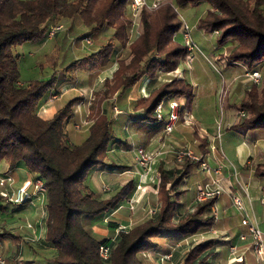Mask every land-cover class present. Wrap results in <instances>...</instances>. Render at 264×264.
Segmentation results:
<instances>
[{"label":"trees","instance_id":"1","mask_svg":"<svg viewBox=\"0 0 264 264\" xmlns=\"http://www.w3.org/2000/svg\"><path fill=\"white\" fill-rule=\"evenodd\" d=\"M130 2L0 0V163L6 162L9 170L23 166L44 182L46 219L40 245L49 253L43 255L41 264H145V254L154 253L158 238L166 240V250L173 259L176 250L169 251L178 242L191 238L201 228L215 226L212 207L216 198L194 201L188 208L183 205L187 179L199 163L189 157L178 161L177 151L170 155L168 166L164 161L158 165L153 185L158 196L156 202L152 201L155 213L143 216L125 231L116 232L119 223L109 216L129 205L139 177L105 194L93 186L91 179L96 173L122 171L123 166L111 158L115 145L121 144L124 150L135 147L114 135V97L127 93L147 75L150 91L133 101L132 109L136 115H143L155 137L165 135L164 123L157 122L154 112L159 102L167 107L169 101L176 100L182 117L194 99L193 86L185 77H170L187 55L184 43L177 39L185 24L174 5L167 2L153 12L142 8L138 16L140 32L132 35ZM176 3L179 7L207 4L209 8L197 29L213 38L214 54L224 49L227 66L242 67L245 74L260 72L259 83L250 78L245 86L237 104L239 118L232 127L264 130V0ZM60 34L55 54L45 53L43 61L37 63L41 68H51L50 76L22 82L19 54L14 49L28 42L44 46ZM86 39L91 41V50L83 49ZM111 68L113 71L92 90L89 100L80 95L51 118L39 114L48 97L60 93L63 86L86 82L72 74L76 70L84 73L83 80L92 83ZM85 100L87 136L75 142L70 129L78 123L76 108ZM253 170L256 177L264 178V157ZM102 222L110 230L107 237L93 231V226ZM104 244L110 245L107 259L99 253ZM217 245L215 239L193 243L185 251L182 264H211Z\"/></svg>","mask_w":264,"mask_h":264},{"label":"crops","instance_id":"2","mask_svg":"<svg viewBox=\"0 0 264 264\" xmlns=\"http://www.w3.org/2000/svg\"><path fill=\"white\" fill-rule=\"evenodd\" d=\"M85 48L86 47L83 46L84 50H88V48ZM201 52L203 54L202 57L195 56L191 63L186 61L183 62L172 73L178 74L179 77H185L192 84L195 98V94L198 92L197 88L201 82H203L204 85L207 86L206 88H208L203 89L204 93L207 92L208 94H211L212 92L214 80H212L204 71L206 69V64L216 70L218 69V66H220V89L227 88L226 90L228 91V97L226 98L225 104L227 109L224 116V121L226 123L225 130L233 131V134L239 137L241 141V145L237 147V153L241 162H243V171H239L238 169H234L233 171L228 165L224 164L223 167H221V163L225 160L223 154L220 153L221 151H218L219 148L217 147L214 151L212 150L214 147L212 145L214 137L208 133V128L199 121L200 119L192 115L191 109H189L182 117H179L172 133L164 135L163 137H155L154 132H152V129L150 128V124L142 119L143 115H136L132 110L133 101H135L139 96L140 98L147 96L150 91L149 78L147 75L142 76L136 85L127 93L118 95L114 98V106H118L122 111L119 116H114L112 118V120H114V125L119 127L121 139H124V141L130 139V146L132 147L140 145L148 152L159 151V154L154 158L148 176H146V178H149L146 180V183H156L158 165L162 161H164L166 165L168 164L171 155L169 153L186 147L194 154L201 156L206 162L210 159L214 161L212 168L218 169L219 174H214L212 177L218 179L220 185L224 188L223 193L216 198L212 207V213L215 216L214 227L201 228L196 231L191 238L178 242L175 248H170L171 250L169 252L176 250L173 259L170 260L163 259L164 255L170 254L166 250V240L158 238L156 239L157 247L155 248L154 253H148L149 255H152H150V258L147 256L146 260L149 264H182L181 256L187 250L190 244L189 241H192L194 238H198L205 233L208 234V238L206 239H215L218 241L215 254H213L210 258L211 264H232L234 261H241L243 264H264L251 250L252 239L247 235V227L244 225L242 226V223L239 225L240 221H237L238 226L235 227V223H233L235 222L234 219L232 217H226V212L229 211L231 207H235L231 199V195L234 194L241 198L244 210L245 208L250 209V212L245 211L244 214L248 215L250 218L252 217L253 221H251L250 224L256 226L257 228L262 227V229H264V205L261 203V189L264 187V178L256 177L253 170L255 164L264 157V130L256 129L246 131L233 129L232 127L239 118V116H235L232 108L235 107L234 105L238 104L241 96L243 95L245 86L251 79L245 75V69L241 70L242 67H230L227 66L223 60L217 61L218 58H216L217 55H214V52L213 55L215 57L213 55L212 57H209L202 48ZM112 71L113 68L103 71L98 76V83H100L102 79L109 75ZM231 76H235L236 78L241 77L240 79H242L240 80L242 84L239 82V88L234 92V95L232 90H229L231 88L228 85H225L226 80L230 79ZM164 77L165 76H161L162 79ZM98 83L95 86H97ZM137 85H139L140 89L138 91L139 94L136 95L134 94V91ZM60 91H62V89H60ZM57 96L58 95H56V97ZM48 102H50L49 99L46 103ZM57 110L58 109L54 106L52 108L46 106L43 112H50V114H52ZM76 112L79 118L78 121L85 120V115L88 113V104H79L76 108ZM77 136L78 133L75 132L72 135V139L76 140ZM83 139L80 138V140L76 142H81ZM155 149L157 150L155 151ZM127 153L131 154L132 164L128 163ZM110 154L111 158H113L117 165L123 166L122 171L115 169L117 171L115 173L102 171L96 174L99 175L100 173H106L104 176L108 175L107 177H112V175L118 174V177H122L118 178L121 183L113 186V189H117L122 186L127 181L126 175L129 173L132 174V177H139L138 174L140 172V168L135 164L133 148L130 150H124L121 144H117L113 147ZM132 165L134 169L131 170L130 167ZM198 168L204 176L202 179H197L191 194L188 193V189L186 187L187 191L183 200L185 203L183 205H185L186 208L190 207L195 201L197 185L208 181V176L202 171L200 165H198ZM6 172H9V174L13 177V183L8 187L9 191L19 187L26 178L32 175L23 166L9 170L6 162L0 163V176ZM124 179L126 180L123 183ZM245 186H247V193L244 191ZM135 197L140 199V201L137 200V204H135L136 207H134V211L131 212L130 207L132 208L134 205L132 204L131 206V203ZM157 199L158 196L155 192L149 191L148 189L146 190L145 187L144 191L135 190L134 195L129 202V207L125 206L120 208L118 211L110 215L109 219L113 222L119 223V225L130 226L138 219L148 215V209L155 208L152 205V201L156 202ZM256 203H259L260 206L256 205ZM244 215L242 214L243 217ZM30 218H32V221H27L29 224H33V229H29L27 226L24 227L21 221L16 224L17 221L15 220L10 221V226L6 225L8 223L0 224V252L5 257L7 264H41L38 260H40L43 255L49 253L48 250L40 245V241L43 239L45 230V204H41L40 208L36 212L32 213ZM93 231L96 234L105 237L110 234V230L105 222L93 226ZM242 234L246 235L245 240L240 239V235ZM230 246H236L235 253L230 252Z\"/></svg>","mask_w":264,"mask_h":264},{"label":"rangeland","instance_id":"3","mask_svg":"<svg viewBox=\"0 0 264 264\" xmlns=\"http://www.w3.org/2000/svg\"><path fill=\"white\" fill-rule=\"evenodd\" d=\"M154 2H159L160 4L158 5L157 8L155 9H149L146 8L145 9L149 12H153L155 10H157L162 4L167 3V2H171L172 5H174L176 12L178 13L179 18L184 22V24L187 25V27L190 29V33L191 36L194 40V42L197 45V49L194 51V55L195 56H201L202 57V52H201V48L204 49V52L209 56L212 57L213 55V50L215 48V43L213 38L205 33H202L200 31H198L197 29V25L199 20L203 17V15L206 13V11L208 10L209 6L205 3L196 5V6H185V7H179L177 6L176 0H147V3L149 5H151ZM130 6V5H129ZM144 8V7H143ZM142 9V8H141ZM140 9V10H141ZM139 12L136 15H133L132 13V19H133V31H132V35H137L140 32V21H139ZM130 11L133 12V10L131 9L130 6ZM57 28V27H56ZM54 28L51 29L49 35L51 36V32L53 31ZM62 34H60V36L57 38V40L53 41L51 39H49L48 43H46L47 45L44 46H39L37 43H24L22 45H18L14 50L15 53L19 54V70H20V80L22 82H27L30 80H34V79H46L47 77L50 76L51 74V68L49 67H43L41 68L40 65H38L37 63L40 61H43V55L46 53L48 54H55V50L57 48V44L61 43L60 39ZM178 40H180L181 42L184 43L183 41V32L179 33V36L177 38ZM56 42V44H55ZM91 42V41H90ZM91 44V43H90ZM90 44H85L84 46L86 47L85 49H89L90 48ZM88 46V47H87ZM91 50V49H89ZM223 52L221 55L220 53ZM214 55H217L216 58H218L217 61H222L224 62L225 58H226V52L223 49L222 51H218L215 52ZM213 55V56H214ZM215 57V56H214ZM221 68L220 66H218V69H214L211 66H209L208 64H206V69L204 70L206 72V74L209 75V77L214 80V85L212 87V92L211 94L203 91V89H208L206 88L207 86L204 85L203 82L200 83V85L197 88V94H195V98L193 99V102L191 104V113L193 116L198 117V119H200L199 121L205 125L208 128V133H210L211 136L214 137L213 141H212V145L214 146L212 148V150L214 151L217 148L218 151L220 153L223 154L224 157V162L221 163V167H223L224 165H228L233 171L234 169H238L239 171H243V162H241L240 157L238 155V149L237 147H239L241 145V141L239 139V137L235 136L233 134V131L231 130H225V121H224V116H225V111L227 109V107L225 106L226 104V98L228 97V91L224 88V89H220V71ZM74 76L77 75V79H80L81 81H86L83 82L81 85H77L75 83H70L69 85H65L63 86L62 91L60 93H58L57 97L52 99L50 95L48 97L49 101L48 103H45V105L43 104L42 107L40 108L39 114L44 117V118H50L54 115V113L50 114V112H43L44 108L46 106H49V108L51 107H56L57 109H59L62 105H64L66 102H68L70 99H73L76 96H85V99L87 98V100H89V98L91 97L92 94V90L94 89V87L96 88L100 83L98 80V76L96 78H94V80L91 81L90 80H83L82 77L84 76V73L79 72L78 70H76V72L72 73ZM178 76V74H170L171 76ZM247 75V74H245ZM235 76H231L230 79L226 80L225 85L229 86L232 90V93L234 95V92L236 90H238L239 88V82L241 77H235ZM98 83L97 86H95ZM140 83V82H139ZM241 83V82H240ZM242 84V83H241ZM74 88V89H72ZM139 85L136 86L135 89V93L134 94H139ZM115 98V97H114ZM87 100H85L83 103H87ZM115 103V99L112 100ZM54 102V103H52ZM235 107H233V113L235 114V116H239L238 113V109H237V105H234ZM42 109V111H41ZM113 110V114H112V118L114 116H119L120 112H122L119 107L114 106ZM133 110V109H132ZM82 121V120H81ZM87 121V120H86ZM80 122V121H78ZM88 125H84L82 127H80L79 129H76L75 127L72 128V130L70 129V134L73 135L75 132L78 133V136L76 138V141H79L80 138L83 139L84 137L87 136V128ZM114 135L116 136V138H120L121 139V134L119 131V127H117L116 125L113 124L112 126ZM129 144H131L130 139L126 140ZM216 143H215V142ZM136 146V145H135ZM221 147V148H220ZM157 149H155L156 151ZM161 151V149H160ZM154 152V151H153ZM151 152V153H153ZM172 154V153H169ZM127 159H128V163L130 164L132 162L131 159V154L127 153ZM209 164L210 167H212V165H214V161L212 159L208 160L207 162ZM132 164V163H131ZM130 169H134L133 165L130 167ZM151 170V169H150ZM104 174L106 173H100L95 174L92 176V182H93V186L96 188V190H100L103 194L107 192H111V190H113V186H115L116 184H120V179L118 178H122V177H118L117 175H112V177H107L108 175L104 176ZM149 174V173H148ZM125 176V175H124ZM126 179L129 180L130 178H132V174L129 173L126 175ZM148 176V175H147ZM203 174L201 172V170L196 167L193 170L192 175H190V177H188L187 179V183H186V187L188 189V193L191 194L193 191V186L195 185V183L197 182V179H202L203 178ZM35 175L32 174L31 176H29L28 178H34ZM26 178V179H28ZM123 181V183L125 182V180ZM149 178H143L142 181L144 182V187L145 189L149 190V191H154L153 189V185L154 183L148 182L146 183V180ZM122 180V179H121ZM11 184L6 183L5 186L0 187V195H4L5 190L8 189V187ZM148 186V187H147ZM241 199V198H240ZM140 201V199H137L136 197L133 199L132 204H134L132 206V208L130 207V211H134V207H136L135 204H137L136 202ZM46 204V200H45V195L40 194L38 196V198H33L32 200H30L29 202H27L26 204H24L23 206H19V205H15L12 204L10 202H8L6 200V198H0V224H6L7 226H10L11 224L10 221H17V223H20L19 221L22 222V225L25 227L27 226L29 229H33L34 226L33 224H29L28 221H32V218H30L31 214L36 212L39 208L41 204ZM256 205H259V203H256ZM260 206V205H259ZM260 208V207H259ZM245 211L250 212L249 208H243V210H238L236 207H231L229 209V211L226 212V217H232L234 219L235 222V227H237L238 222L240 221L241 225V219L243 218L242 214H245ZM244 217H246V219L248 220V222L250 223L251 221H253L252 217H248V215H244ZM28 220V221H27ZM27 221V222H26ZM33 223V222H32ZM243 226V225H242ZM233 227V226H232ZM261 233L264 235V229L258 228ZM209 233V232H208ZM201 235V234H200ZM34 237V235H33ZM206 238H208V234H202L201 236H199L198 238H194V240L189 241L195 243L198 242L200 240H205ZM190 243L189 247L192 245ZM2 254V253H1ZM3 255V254H2ZM146 258L148 256V258H150V255L152 254H145ZM185 255L184 254L181 256V260L183 259ZM146 258H144V263L145 264H149V262H147ZM167 260V259H164ZM40 262H42V259L38 260ZM236 262V261H234Z\"/></svg>","mask_w":264,"mask_h":264},{"label":"built area","instance_id":"4","mask_svg":"<svg viewBox=\"0 0 264 264\" xmlns=\"http://www.w3.org/2000/svg\"><path fill=\"white\" fill-rule=\"evenodd\" d=\"M160 3L154 2L151 5L147 3V0H131L130 6L133 10V15H136L139 10L143 7L149 9H155L158 7ZM59 29V27L55 28ZM52 34V32H51ZM183 41L184 45L187 48V55L185 57V61L191 63L194 60V51L197 49V45L194 42L190 29L185 24V28L183 31ZM86 43L90 44V40L86 39ZM248 77H250L254 82L259 83L261 79V74L258 71H253L247 73ZM52 99L56 98V95L51 96ZM116 109H114L115 111ZM117 111V110H116ZM119 112V111H117ZM155 117L157 122H163L164 128L163 131L165 135H169L173 132L178 120H179V112L180 105L176 100H171L168 102L167 107H165L164 102H159L155 107ZM88 125V121L82 120L78 123L74 124L76 129L80 127ZM135 164L140 168L139 172V183L136 186V191H144V182L143 178H146L148 173L150 172L151 165L154 161V158L159 154L158 152H148L143 146H135L133 149ZM184 157H189L194 161L198 162L202 171L208 176V181L205 183H200L197 185L195 192V202H200L203 200H207L210 198H217L220 194L223 193L224 188L220 185L219 180L212 177L214 174H219L218 169H213L209 166V164L201 157L194 154L188 148H182L176 152V158L178 161L183 160ZM6 183L12 184L13 177L9 174V172L4 173L0 176V187L6 185ZM262 195H261V203L264 205V187H262ZM245 193H247V186L244 187ZM40 194L45 195V187L44 182L38 178H28L23 181V183L9 191L5 190L4 196L6 199L15 205L23 204L24 202L30 201L33 198H38ZM232 203L238 210H243L244 206L242 200L239 196L232 194L231 195ZM156 211L155 208L148 209V214H154ZM242 225L247 227L248 233L247 235L251 237V250L260 258V260L264 263V235L261 231L254 225L250 224L246 217H243L241 220ZM127 226L119 225L116 229V232L125 231ZM241 240L246 239V235H240ZM231 253L236 252V246H230L229 248ZM100 256L104 259H107L110 255V245L104 244L100 246L99 249ZM163 259L170 260L171 254L164 255ZM0 264H7L4 256L0 253Z\"/></svg>","mask_w":264,"mask_h":264}]
</instances>
